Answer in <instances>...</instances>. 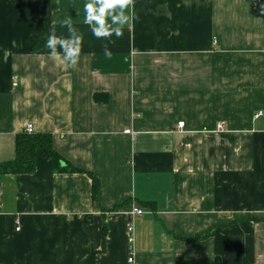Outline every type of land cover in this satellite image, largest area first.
Returning <instances> with one entry per match:
<instances>
[{"label": "crops", "instance_id": "obj_1", "mask_svg": "<svg viewBox=\"0 0 264 264\" xmlns=\"http://www.w3.org/2000/svg\"><path fill=\"white\" fill-rule=\"evenodd\" d=\"M262 3L134 0L98 38L111 0H0V163L27 124L63 160L0 177V264H126L129 226L137 264H264ZM65 19L75 67L32 53Z\"/></svg>", "mask_w": 264, "mask_h": 264}, {"label": "trees", "instance_id": "obj_2", "mask_svg": "<svg viewBox=\"0 0 264 264\" xmlns=\"http://www.w3.org/2000/svg\"><path fill=\"white\" fill-rule=\"evenodd\" d=\"M261 9L264 10L262 3ZM48 38H33L32 53L37 55H45L50 53V49L46 47ZM95 99L96 96H95ZM41 152L43 157L49 159L52 163L54 171L62 172L61 164L63 160L53 148V139L50 134H26L25 132L15 136L14 158L10 161L0 163V177L7 175H29L35 172V160L37 152ZM72 172H78L71 169ZM92 179L93 198H96L99 183L90 175ZM210 235V234H209ZM208 236V235H207ZM200 237H195L187 242H194Z\"/></svg>", "mask_w": 264, "mask_h": 264}, {"label": "clouds", "instance_id": "obj_3", "mask_svg": "<svg viewBox=\"0 0 264 264\" xmlns=\"http://www.w3.org/2000/svg\"><path fill=\"white\" fill-rule=\"evenodd\" d=\"M112 5L118 6L120 11L117 15H114L112 20L113 24L119 25L115 28H108L106 27L98 17L90 16L88 19V23H91L92 19H97V22L100 24L99 28L93 29V34L100 37H111L113 34L117 38L123 35L122 27L125 24H129L130 21L133 20L135 17L134 15H125L124 9L128 8L129 6L134 5V0H111ZM86 11L91 9V5H86ZM61 27H65L68 30L67 37H61L56 35V26H53L50 29V34L46 43V47L50 49V55L53 58H59L61 56V52L57 50L58 46L63 51V60L62 62L66 63L69 67H75L80 50L82 45L83 37L78 33L77 29L72 25L71 20L65 19Z\"/></svg>", "mask_w": 264, "mask_h": 264}, {"label": "built area", "instance_id": "obj_4", "mask_svg": "<svg viewBox=\"0 0 264 264\" xmlns=\"http://www.w3.org/2000/svg\"><path fill=\"white\" fill-rule=\"evenodd\" d=\"M177 126L179 128H181V127H183V123H179ZM219 129H221L220 126H219ZM24 131H25L26 134H33V126L30 125V124H27L25 126V130ZM126 133H129V131H126ZM132 214L140 216L143 213L139 209H133L132 210ZM19 230H20V228L17 227L16 231H19ZM127 231H128L129 249H128V254H127V258H126V264H137L136 259H135V255L133 253L134 236H133V228H132V226H129Z\"/></svg>", "mask_w": 264, "mask_h": 264}]
</instances>
